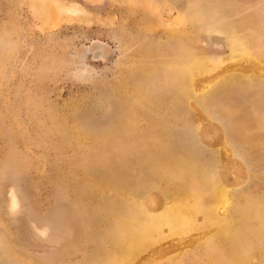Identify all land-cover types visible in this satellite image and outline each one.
Listing matches in <instances>:
<instances>
[{
  "label": "rangeland",
  "instance_id": "1",
  "mask_svg": "<svg viewBox=\"0 0 264 264\" xmlns=\"http://www.w3.org/2000/svg\"><path fill=\"white\" fill-rule=\"evenodd\" d=\"M231 28L247 54L230 56ZM249 57L264 68V0H0V264H116L124 249L114 228L135 205L119 191L145 187L165 158L133 146L160 134L165 152L180 151L172 167L242 163L252 213L239 222L241 236L258 240L264 149L235 137L264 116V77L240 79L249 78L239 71ZM191 61L201 66L198 86H218L211 106L223 123L181 94ZM202 116L223 129L220 141L199 138ZM232 189L235 202L242 187ZM198 233L162 240L149 252L167 254L145 262L207 264L191 260ZM149 252L128 264H144Z\"/></svg>",
  "mask_w": 264,
  "mask_h": 264
},
{
  "label": "bare ground",
  "instance_id": "2",
  "mask_svg": "<svg viewBox=\"0 0 264 264\" xmlns=\"http://www.w3.org/2000/svg\"><path fill=\"white\" fill-rule=\"evenodd\" d=\"M74 11L79 12L78 10ZM233 29H230L233 35L229 36L228 40L230 56H237L240 53L247 54L246 42L240 35L235 34ZM252 56L255 55L252 54ZM240 63L242 67L239 69H242L239 71L245 72L249 77L248 79L240 77L242 83L254 81V74L264 77V68L256 60L249 57ZM244 64L247 66L244 67ZM188 65L190 68L187 73L179 76L183 85L182 89L180 87L181 94L190 100L189 106L191 108H195L196 104L202 105V109L204 108L203 110L210 119L223 123L222 117L224 115L219 114L214 105L211 106L213 95L218 86L211 87L213 81L210 82V80L209 82H200V86H198L195 79L200 74L201 66L200 64L196 65L195 61L186 64V66ZM227 71L225 69L223 73ZM221 75L220 73L219 76ZM228 81L231 82L232 79L229 78ZM205 91L207 94L204 98L196 99L197 92ZM263 120L264 116L247 119L246 127L240 130V135L235 136L241 146L254 148V152L258 147L264 149V140L257 139L258 130ZM199 122L202 125L201 128L198 126L200 129L199 138L202 141L207 139L206 145H209L210 141L212 143L220 141L221 134L224 133L222 128H211L210 121L203 116ZM226 138L229 144L233 146L234 153H238V157L244 158L242 153L237 150L239 144L235 138L230 137L227 132ZM244 140H246L245 143H243ZM223 144L226 156L231 155L230 152L232 151L228 150L227 143L224 142ZM163 147V135L161 134L158 139L155 137L152 141L146 139L144 142L133 146L134 150L142 148V151L157 155L163 153L165 158L162 159V162L155 164L154 168L159 171V174L153 180L148 178L145 187L137 189L134 183L126 188H121L119 191L132 195L135 205L129 209L128 214L119 215L118 225L114 228L115 236L118 237L117 245L124 249L122 254L114 258L116 264H122V259L127 262L126 264L133 262L139 254L149 252L152 246L162 240L172 236H184L191 232H199L190 238L189 245L193 247V253L190 254L191 260L201 258L207 264H264V212L261 222L257 226V232H253L252 235L255 237L256 234H259L258 240L253 239V241L241 236V224L239 222L241 219L248 221V215L252 213L247 212L245 208L251 203V198L247 197L243 190L246 173L242 168V163H233L230 160L222 161L220 170L215 167V162L202 165V167L196 166V169L185 164V162L180 166L172 167L169 165V161L174 159L180 151L167 153ZM233 175H235V179L231 180L230 177L233 179ZM236 187H242V189L237 190L238 192L235 191L236 200L234 202L231 190ZM154 188L156 189L153 191ZM236 206L238 207L239 218L234 220L230 212L235 210ZM203 231H208V233ZM226 247L231 249L230 256L216 259ZM168 248L159 247L155 253L146 254L140 262L150 261L153 263V260L159 262L157 257L163 253L167 254ZM177 256L179 257L178 254ZM175 260L177 259L175 258ZM173 261L174 259H170L171 263ZM147 262L144 264H150Z\"/></svg>",
  "mask_w": 264,
  "mask_h": 264
}]
</instances>
